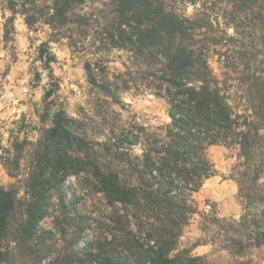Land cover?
Returning <instances> with one entry per match:
<instances>
[{
  "label": "trees",
  "instance_id": "obj_1",
  "mask_svg": "<svg viewBox=\"0 0 264 264\" xmlns=\"http://www.w3.org/2000/svg\"><path fill=\"white\" fill-rule=\"evenodd\" d=\"M89 1L101 4L97 14L79 13ZM197 3L200 9L191 15L181 8ZM8 9L30 25L42 20L49 26V41L39 47L47 69L55 62L50 42L66 38L71 50L82 52L73 34L87 36L88 26L103 18L99 47L125 50L142 65L126 74L124 89L139 80L136 88L165 100L169 122L160 135L144 134L139 156L129 152L139 139L136 127L114 140L110 169L75 134L78 121L55 114L38 144L25 198L0 186V264H214L191 254L198 242L179 247L197 214L193 195L216 172L207 154L211 146L237 152L230 178L242 214L212 221L232 232L221 245L232 257L228 264H250L248 250L264 246V0H8ZM10 22L4 24L5 43ZM210 53L236 75L241 109L210 68ZM84 70L92 87L116 101L89 61ZM50 94L48 89L45 97ZM82 174L101 194L107 219L65 198V180Z\"/></svg>",
  "mask_w": 264,
  "mask_h": 264
},
{
  "label": "rangeland",
  "instance_id": "obj_2",
  "mask_svg": "<svg viewBox=\"0 0 264 264\" xmlns=\"http://www.w3.org/2000/svg\"><path fill=\"white\" fill-rule=\"evenodd\" d=\"M12 1L20 4L24 0ZM100 8L101 4L89 1L77 11L97 14ZM181 8L191 15L200 9V3L195 6L185 4ZM8 19H11V40L5 43L3 30ZM104 23L100 17L88 26L87 36L80 38L73 34L80 47L78 50L82 49V52L71 50L66 38L50 42L55 62L47 69L39 58V47L49 41V26L42 20L30 25L26 16L11 13L8 0H0V186L13 188L19 199L25 198V181L34 164L38 144L47 136L58 112L78 121L75 134L93 146L92 156L110 169H113L114 140L126 136L132 126L136 127L137 144L131 148L126 144L123 146L139 156L144 134L160 135L169 122L165 100L147 89L136 88L139 80L124 89L123 81L128 80L126 74L133 76L142 65L125 50L99 47L97 36ZM227 32L232 34L231 29ZM86 61L98 73V83L112 93L114 91L116 101L104 90L88 83L84 70ZM208 63L227 90L231 104L241 109L236 75L225 67L222 58L213 53H210ZM118 74L123 76L116 79ZM48 89L51 94L45 97ZM207 154L216 172L193 195L197 214L185 228L179 247L191 248L198 242L206 247L196 252L194 247L193 256H205L214 264H228L232 257L221 245L232 232L226 231L225 223L212 219L237 220L242 214L237 184L230 178L237 152L225 146H211ZM87 184L83 174L67 178L64 182L65 198L76 201L78 209L82 208L98 220L107 219L109 209L101 194ZM56 201L52 196V203L56 204ZM42 226H49V217L44 219ZM246 258L251 260L250 264H264V246L249 249Z\"/></svg>",
  "mask_w": 264,
  "mask_h": 264
},
{
  "label": "crops",
  "instance_id": "obj_3",
  "mask_svg": "<svg viewBox=\"0 0 264 264\" xmlns=\"http://www.w3.org/2000/svg\"><path fill=\"white\" fill-rule=\"evenodd\" d=\"M211 179V177L209 178V179H207L206 181H209ZM203 186H204V184H203ZM204 247H206L205 245H199V246H197L196 248H195V252L196 251H199V249H201V248H204ZM197 253H199V252H197Z\"/></svg>",
  "mask_w": 264,
  "mask_h": 264
}]
</instances>
